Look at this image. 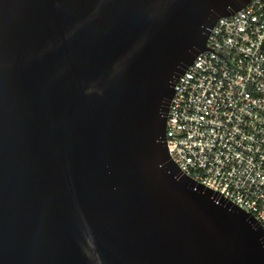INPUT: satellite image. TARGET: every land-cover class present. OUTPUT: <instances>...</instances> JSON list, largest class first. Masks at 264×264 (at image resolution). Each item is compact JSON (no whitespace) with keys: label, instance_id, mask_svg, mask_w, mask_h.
Listing matches in <instances>:
<instances>
[{"label":"water","instance_id":"1","mask_svg":"<svg viewBox=\"0 0 264 264\" xmlns=\"http://www.w3.org/2000/svg\"><path fill=\"white\" fill-rule=\"evenodd\" d=\"M249 2L0 0V264H264L260 223L165 134L177 80Z\"/></svg>","mask_w":264,"mask_h":264},{"label":"built area","instance_id":"2","mask_svg":"<svg viewBox=\"0 0 264 264\" xmlns=\"http://www.w3.org/2000/svg\"><path fill=\"white\" fill-rule=\"evenodd\" d=\"M175 86L170 158L264 229V0L220 18Z\"/></svg>","mask_w":264,"mask_h":264}]
</instances>
